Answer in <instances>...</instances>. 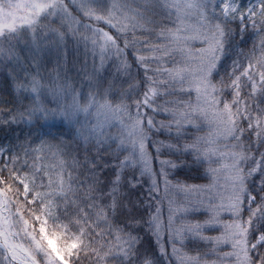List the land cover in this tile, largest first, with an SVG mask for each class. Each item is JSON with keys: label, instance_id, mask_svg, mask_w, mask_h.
<instances>
[{"label": "snow or ice", "instance_id": "1", "mask_svg": "<svg viewBox=\"0 0 264 264\" xmlns=\"http://www.w3.org/2000/svg\"><path fill=\"white\" fill-rule=\"evenodd\" d=\"M0 264H264V0H0Z\"/></svg>", "mask_w": 264, "mask_h": 264}]
</instances>
